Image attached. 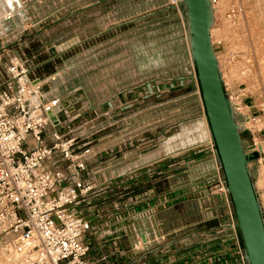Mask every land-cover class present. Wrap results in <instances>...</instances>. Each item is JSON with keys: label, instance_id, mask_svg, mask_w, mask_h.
Here are the masks:
<instances>
[{"label": "crops", "instance_id": "0c3cea01", "mask_svg": "<svg viewBox=\"0 0 264 264\" xmlns=\"http://www.w3.org/2000/svg\"><path fill=\"white\" fill-rule=\"evenodd\" d=\"M76 5L79 8L75 14L66 13L64 19L89 20L91 76L95 85L101 82V87L107 90L106 98L105 94L97 97V111L91 113L97 131L90 138V143L97 155L89 159L88 177L85 178V181H95L100 188L71 206L80 217L90 222L92 232H97L89 239L91 248L87 259L93 264L111 257L122 259L121 263L115 261L116 264H236L229 233L222 226L227 216L219 196L202 189V178L213 169L204 121L177 119L179 126L187 120H192L193 124L179 127L178 132L171 133L172 128L166 130L160 124L157 126L162 113L153 112L150 116L156 125L147 129V137L142 135L144 130L139 126V118L134 119L132 127H127L129 111L123 110L126 98L123 90L128 85L125 86V77L116 79L113 71L117 68L111 66L114 62L112 55L121 54V69L123 72L128 70L123 59L126 48L127 54L134 55L136 77L141 79L148 76L150 65L161 57L170 54L179 57L182 39L174 5L169 0H115L114 13L109 11L111 0H76ZM112 15L117 18L114 22L110 20ZM150 28L153 34L145 36L148 39L146 43L143 35ZM113 36L121 40L133 36L132 50L130 41L126 45L122 41L119 49L112 50ZM64 54H49L45 62H48L47 65L56 61L66 64ZM33 68L35 70V66ZM66 79L60 74L55 77V82L63 85L65 93L68 91L73 95L70 88L74 83L68 77ZM136 83L131 97L132 101L135 99L141 103L138 97L144 86L141 82ZM117 85L122 88L111 92V88ZM48 87L45 91L55 92L50 85ZM177 99L171 97L170 103H175ZM76 101L75 96L70 97V103ZM69 108L74 109L73 104ZM103 111L106 114L102 116L100 113ZM136 111L131 112L137 114ZM178 111L176 106L171 107L167 115L173 116ZM99 116L105 118L108 125L102 131L98 127H103L100 121L103 118ZM80 122V119L75 120L73 124H76V129L84 127L82 136H85L90 130L79 125ZM104 140L106 142L102 144ZM105 199L112 202L108 208H104ZM190 203L193 209L179 210L178 207L185 208ZM161 208L170 211L168 228L162 231L159 222L151 218L154 221L137 236L130 222L132 215L147 209L150 217H154L153 214ZM136 236L143 242L140 248H135ZM124 239H127L130 248L124 247ZM91 241H94L93 247ZM113 248L118 252L111 256ZM136 251L137 258L133 256ZM103 257L105 259H101Z\"/></svg>", "mask_w": 264, "mask_h": 264}, {"label": "rangeland", "instance_id": "374dc122", "mask_svg": "<svg viewBox=\"0 0 264 264\" xmlns=\"http://www.w3.org/2000/svg\"><path fill=\"white\" fill-rule=\"evenodd\" d=\"M65 1L66 3H64ZM169 1L174 5L179 18L182 39L179 57L171 54L161 57L160 60L158 59L150 65L149 71L147 69L148 76L140 79L136 77L133 54H127L125 48L123 59L125 68H128L125 72L121 69L123 61L120 58L121 54L112 55L114 62L111 66L117 68L113 73L116 79L125 77L127 82L125 86H128L123 91L129 90V92L124 93L126 98L123 101V105H125L123 110L129 111L127 115L129 119H126V125L129 128L132 127L134 119L139 118V126L144 130L142 131L144 137H147V129L156 125L155 120H152L150 116L153 112L162 113L161 122H157V126L160 124L166 130L172 128L171 133L178 132L179 127L184 128L193 124L192 120H187L188 122L186 121L182 126H179L180 123H176L177 119L193 118L203 123L196 87L193 81L188 79V76L191 75V68L189 65L185 10L182 5L179 6L172 3L171 0ZM12 5L14 6L13 3ZM111 5L112 8L109 11L114 13L115 0H111ZM212 5L214 24L211 28V39L224 80V88L226 87L232 95V101L239 104L240 112L248 116L247 118L246 115L234 111L240 124L242 144L246 150L253 141L261 143L263 146L260 158L251 162L249 169L264 214V0H212ZM7 7L6 2L0 0V21L2 24L0 26V44L3 42L5 45L3 53H14L24 58L30 67V76L32 78L38 77L42 82L45 80L41 87L42 91L47 90L50 85L56 93H65L63 85L55 82V79L50 80L48 78L54 73L61 74L65 79L68 77L70 82L74 83V86L70 88V93L73 91V95H70L69 98L75 96V100L78 99L74 103H69L73 104L74 107V109H70V115L74 121L91 118L93 116L92 111H97V97L101 98L102 94L106 95L107 90L106 87H101V82L95 85L94 78L91 76L89 20L85 19L83 22H79L75 18L67 21L64 19V14L73 15L75 10L79 8L76 5V0H18L14 8L5 10ZM7 12H11L12 16L9 19H4L3 17ZM110 20L114 22L117 18L112 15ZM162 29L163 36L167 35L165 26ZM147 34H153V29L150 28L143 35V40L146 43L148 42L145 37ZM122 41L125 42L124 45L130 41L132 50L133 36L124 40L113 36L110 45L112 50L119 49L122 46ZM56 52H65L63 57L67 58V63L56 61L52 65H47L48 62H45L47 56ZM53 66L57 68L55 69ZM136 82H141L144 86L140 90L141 96L138 97L141 103H137L134 101L135 99L132 101L133 98L131 97ZM155 82L165 84L161 93L152 94L151 85ZM170 82L177 83L170 85ZM120 88L122 87L117 85L111 88V92ZM171 97L178 98V101L170 103ZM175 106L179 108L178 113L173 116L167 115L171 107L174 108ZM137 109L138 111H136ZM131 111L138 113L133 114ZM102 116L99 118H103ZM104 120L105 118L100 120L103 122V127H98L101 131L108 126ZM105 142L106 140L101 143ZM138 143L140 142L138 141ZM111 203L105 199L104 208L110 207ZM187 206L178 208L180 211L194 208L191 203ZM132 216L130 222L135 227L134 233H137V236L141 230L146 231L154 219L159 222L162 231L166 230L168 228L167 221L171 217L170 211L163 208L153 214L154 217H150L149 214L142 216L136 213ZM136 237L135 239L139 240ZM93 242H90L91 246ZM122 242L124 247L130 248L127 239ZM134 243L136 245V242ZM137 247L140 248V245H136L135 248ZM101 250L104 251V248ZM137 255L138 252L136 251L133 256L137 258ZM117 260L122 262L119 257L116 260L111 257L109 260H97L95 264H116L115 261ZM1 261L0 252V263Z\"/></svg>", "mask_w": 264, "mask_h": 264}, {"label": "built area", "instance_id": "2783aa9c", "mask_svg": "<svg viewBox=\"0 0 264 264\" xmlns=\"http://www.w3.org/2000/svg\"><path fill=\"white\" fill-rule=\"evenodd\" d=\"M171 2L177 4L178 0ZM11 16L7 12L3 18ZM4 49L1 42L0 264H93L87 255L89 239L97 232H92L90 222L71 206L100 188L93 180L85 181L88 161L97 155L90 145V138L97 131L94 119L79 123L90 130L82 136L84 127L73 126L69 92L42 91L43 82L30 76L27 61L14 53H3ZM56 76L59 74L48 79ZM164 85L153 83L152 94L161 93ZM225 91L234 111L240 114L239 104ZM206 143L213 169L202 178V189L218 194L227 216L222 226L229 233L235 262L247 264L211 142ZM251 148L257 149L256 141L247 147ZM148 212L143 209L136 214L145 216ZM140 242L137 240L136 245ZM116 252L113 248L111 256Z\"/></svg>", "mask_w": 264, "mask_h": 264}, {"label": "water", "instance_id": "95a60500", "mask_svg": "<svg viewBox=\"0 0 264 264\" xmlns=\"http://www.w3.org/2000/svg\"><path fill=\"white\" fill-rule=\"evenodd\" d=\"M185 10L191 75L211 147L228 193L247 264H264V219L249 164L261 155L245 149L240 125L224 88L211 28L212 0H178Z\"/></svg>", "mask_w": 264, "mask_h": 264}, {"label": "bare ground", "instance_id": "6f19581e", "mask_svg": "<svg viewBox=\"0 0 264 264\" xmlns=\"http://www.w3.org/2000/svg\"><path fill=\"white\" fill-rule=\"evenodd\" d=\"M5 2H6V4L8 5V7L5 9V10H9V9H12V8H14V6H15V3H18V0H4ZM11 1H12V3L14 4V6L12 5V3H11ZM2 6V5H1ZM3 7V6H2ZM223 78V77H222ZM224 81V80H223ZM203 121H204V118H203ZM202 121V122H203ZM204 126H205V130H206V133H207V135H208V131H207V128H206V124H205V121H204ZM208 140L210 141V139H209V136H208ZM258 145L260 146V152L262 153L263 152V146H262V144L261 143H257V147H258ZM260 158V157H259ZM141 243V245L143 244V242L141 241L140 242Z\"/></svg>", "mask_w": 264, "mask_h": 264}]
</instances>
